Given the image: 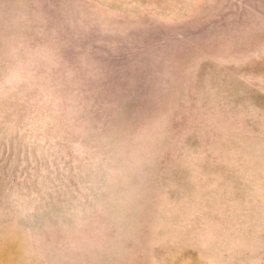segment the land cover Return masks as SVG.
Returning a JSON list of instances; mask_svg holds the SVG:
<instances>
[{
	"label": "rangeland",
	"instance_id": "1",
	"mask_svg": "<svg viewBox=\"0 0 264 264\" xmlns=\"http://www.w3.org/2000/svg\"><path fill=\"white\" fill-rule=\"evenodd\" d=\"M0 264H264V0H0Z\"/></svg>",
	"mask_w": 264,
	"mask_h": 264
}]
</instances>
